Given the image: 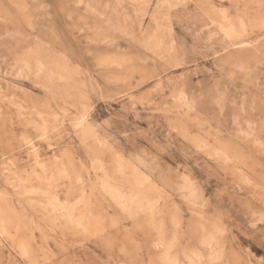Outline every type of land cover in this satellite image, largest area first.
<instances>
[{"label":"rangeland","instance_id":"374dc122","mask_svg":"<svg viewBox=\"0 0 264 264\" xmlns=\"http://www.w3.org/2000/svg\"><path fill=\"white\" fill-rule=\"evenodd\" d=\"M172 263L264 264V0H0V264Z\"/></svg>","mask_w":264,"mask_h":264},{"label":"bare ground","instance_id":"6f19581e","mask_svg":"<svg viewBox=\"0 0 264 264\" xmlns=\"http://www.w3.org/2000/svg\"><path fill=\"white\" fill-rule=\"evenodd\" d=\"M70 211H71V210H70ZM70 211H69V213H70ZM67 215H68V214H67ZM68 216H69V215H68ZM68 218H69V217H68ZM160 238H162V237H160ZM160 240H162V239H160ZM163 240H164V239H163ZM204 240H205V239H204ZM212 241H213V238H209V242H208V245H209V246L211 245ZM160 244H162L161 241L159 242V245H160ZM202 244H203V243H202ZM205 244H206V243H205ZM205 244H204V245H205ZM157 246H158V245H157ZM169 246H170V245H169ZM163 247H164V246H163ZM172 247H173V246H172ZM172 247H171V248H172ZM163 250H165V249L163 248ZM170 250H171V249H170ZM163 252H164V251H163ZM168 252H169V251H168ZM168 252H167V253H168ZM193 254H194V253H193ZM164 255H165V252H164L163 256H164ZM168 255H169V254H168ZM195 255H196V254H195ZM196 256H198V255H196ZM161 257H162V256H161ZM170 257H171V256L169 255V258H170ZM169 258H168V259H169ZM194 259H195V258H194ZM170 261H171V260H170ZM194 261H195V260H194ZM171 262H173V261H171ZM177 262H178V260H177ZM172 264H173V263H172ZM175 264H176V263H175Z\"/></svg>","mask_w":264,"mask_h":264}]
</instances>
